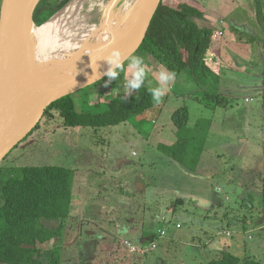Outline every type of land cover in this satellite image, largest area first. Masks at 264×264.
Masks as SVG:
<instances>
[{
  "label": "rangeland",
  "instance_id": "1",
  "mask_svg": "<svg viewBox=\"0 0 264 264\" xmlns=\"http://www.w3.org/2000/svg\"><path fill=\"white\" fill-rule=\"evenodd\" d=\"M101 1L104 4L103 11L109 9L114 4V6H116L114 10L117 11L122 4L132 0ZM179 1L180 0H165V3L176 6ZM190 1L194 4L198 2L204 7L206 13L209 15L208 18L210 17L209 19L213 18L215 20V23L211 25L217 26L222 35L224 33L221 29L223 24H226V28L231 29L232 36H241V45L246 44V35H253L255 37L260 36L264 39V33L260 32L261 29L256 16L257 0ZM71 2L72 0H70L67 5L57 13L62 11ZM261 3L264 8V2L261 1ZM238 5H243V7L238 8ZM222 8H226L228 12L232 10L235 13H239L242 18L246 20L244 22L236 23L239 31L230 28L228 24L230 23V20L232 21L233 17L226 11H222ZM103 11L100 13L99 11H95L91 14L92 19L89 21V24L99 25L103 16ZM113 18L115 17L113 16L112 19ZM223 18L229 23H226ZM192 19L202 27L208 26L211 22V20L206 19L205 16L201 19ZM246 46L251 51L257 50V43H249V45H245V47ZM40 56L45 57L47 55L41 53ZM148 61L149 71L147 73L145 84L147 87L152 88L157 86L156 76L158 75V72L156 68L160 65L152 58H149ZM154 69H156L155 74H153ZM44 72L46 73V69ZM54 76L56 75H53L52 78H54ZM186 77L187 79L190 78L188 75L184 78ZM107 79L108 78L106 77L104 81H107ZM153 80L155 83H153ZM182 80L184 81V79ZM190 89L193 91H187L184 93L182 84L176 83L175 89H168L170 91L169 97L164 98V100L157 106L145 111L141 115L132 117L126 123L116 126L102 127L96 130L84 127H64L62 126L58 114L55 113L53 116L49 115L42 119L40 126L16 146L6 156L7 158L5 157L0 162V165L5 167H19L24 165L62 166L72 170V178L74 181L75 174L80 173L83 168H90L93 163V161L91 162L93 154L101 155L103 152L108 153L110 150L112 157L116 156L117 158L121 157L129 160L131 168L125 176L135 177L136 166L134 165V162H137L138 159L134 155L139 153L143 154V146L145 142L150 143V145L153 143L150 139H147L150 131L153 129L163 130L164 127L169 129V125H172V120L170 119L171 115L182 107L188 108L191 116V124L195 122L201 114L205 115V113H207L210 118L215 119V126L213 125V127H211L213 131L209 134L210 141L207 143V150L202 157L201 166L204 167L202 172L206 174L207 172L219 173L222 171L223 174H218L213 178L211 177V179H213V191L206 193L203 199L196 197H183L184 203L175 206V198H161L158 203L154 204V207L150 209L152 214L147 220L145 226L147 236H154L158 239L157 249L149 252L147 257L144 256L145 258L143 257L144 259L142 262L149 264L155 261L156 258L161 257L166 260V264H184L188 261L193 262L192 264H195V261L196 264H201L202 256L197 252L200 250L196 251L193 246L204 242L205 230L209 235L215 236L218 241H222L226 238V235L218 237L216 231V226H221L224 229L231 228L236 231L235 241H233L232 238H226L227 240L235 242L236 247L230 250L234 255L240 258L252 256L261 264H264V233H254L253 240H248L247 236L244 234L238 237V232L242 231L243 218L246 216L250 217L251 215L249 213L250 210L246 206L248 203L243 207L239 206L242 202L241 188L243 187L241 186V183H236L238 180L234 179L235 183L231 184L228 178L229 172L234 171L239 173L240 169L245 167L246 163H251L249 157H258L261 154V149L262 154H264V105L261 100L262 98L254 96L251 100L248 99L249 102H246L245 97L249 94L239 91L236 93L237 97L231 99L233 104L232 107L228 109L219 107L212 111L192 96V92H195L196 89ZM188 94L191 97L187 98L185 96ZM116 95H126L124 88L119 87V90H113L112 88L104 86L101 88L87 87L72 94V97L75 99L77 112L97 114L107 110V103ZM166 95L167 94L165 93V96ZM220 128H235L238 135L236 133L234 134L235 138L238 136L237 139H239V145L223 148L221 144H217L216 130ZM154 140H156V138H154ZM145 146V151L147 150L148 154H152V147H149V144H146ZM153 154L155 157L157 155L160 157V161L156 165V167H158L157 172L159 173V176L165 178H167V176L177 177L179 180L181 179L183 185L189 181L184 175V173L187 172L186 168L175 162L170 164L171 160L166 162V159L168 158L161 150L157 153L154 150ZM132 165L134 168H132ZM172 165H177V168H174ZM112 168L113 165L110 166V170ZM80 176L83 180L87 177L84 176L83 172ZM89 179L92 180L91 178ZM107 179H109L111 186H118L110 176ZM218 187L221 188L220 191L217 190ZM116 190L119 191V194H113V200L117 204H121L122 199L120 200V197L122 194H120V187ZM212 200H214L215 203H213L212 209H210L211 211H205V207L209 204V201ZM258 202L260 206V201ZM173 209L176 210L175 214ZM234 218L238 219L236 224H233L231 221V219ZM178 226H180V228H178ZM160 230L164 231L163 238H159ZM191 235H194L195 239H190ZM85 236L86 233L82 232V239ZM52 242H56V239ZM115 244L119 245L118 243ZM72 245L73 244L68 245L67 248L64 249V252L61 250V252H63L62 254H64V260L61 264L79 263V260L75 256L76 251L74 252L72 250ZM125 247L130 250L127 245H125ZM87 250L89 252L88 248H86V252ZM99 250L101 251V248H99ZM107 250L108 252H106ZM120 250L121 249L119 248V251ZM42 251L43 252L40 255L41 261L44 264H49V259L52 254L51 244L49 243L48 248H44ZM104 253L106 255H99L97 257V263L95 264H110V262L112 264H126V260H121L120 258L114 260L111 258L113 257V250L112 252H109V248H105ZM137 264H139V262H137Z\"/></svg>",
  "mask_w": 264,
  "mask_h": 264
},
{
  "label": "trees",
  "instance_id": "2",
  "mask_svg": "<svg viewBox=\"0 0 264 264\" xmlns=\"http://www.w3.org/2000/svg\"><path fill=\"white\" fill-rule=\"evenodd\" d=\"M2 1L0 0V10ZM69 1L41 0L34 14V22L37 25L34 27L44 25ZM257 1V21L260 32L264 33V8L261 3L264 0ZM196 4L190 0H180L174 6L162 0L145 40L133 56H143L146 62L152 58L167 70L175 72L177 78L183 74L188 75L200 87L192 92L197 101L212 111L219 107L228 109L233 105L232 100L219 93V63L213 52L214 43L221 39L222 33L211 27H200L192 19H201L206 15L204 7L198 2ZM233 29L239 31L237 27ZM246 41L257 43L264 53L263 38L246 35ZM262 75L261 98L264 105V67ZM104 79L90 87L101 88L106 82ZM123 83L124 74H121L120 79L112 81L108 88L119 90ZM164 98L165 95L161 101ZM159 103L153 102L150 87L145 84L131 96L116 95L111 98L107 103V110L97 114L77 112L74 97L68 95L52 103L44 118L56 113L64 127L98 129L126 123ZM190 119L187 107L179 108L172 114V126L178 139L173 146H167L163 150L175 161L194 170L204 150L205 138L208 136L212 120H205L203 126L199 124L195 127L202 128V132H194ZM39 126L40 123L36 128ZM72 175L71 169L62 166L0 165L1 263L44 264L40 255L50 243L52 254L49 264H61V241L72 209ZM260 178L262 190L259 207L264 221V165ZM55 239L56 242H52ZM206 264L261 263L254 258H240L231 252H224L218 259Z\"/></svg>",
  "mask_w": 264,
  "mask_h": 264
},
{
  "label": "crops",
  "instance_id": "3",
  "mask_svg": "<svg viewBox=\"0 0 264 264\" xmlns=\"http://www.w3.org/2000/svg\"><path fill=\"white\" fill-rule=\"evenodd\" d=\"M237 7L241 8L243 5H238ZM222 11H226L233 17L230 23L223 18L226 23H229L228 25L230 28L237 27L236 23L238 22L246 21L239 13H235L232 10L228 12L226 8H222ZM208 16L209 15L206 13L205 18L211 20V22L205 27H211L217 32H221L217 26L211 25L215 23V20L213 18L209 19L210 17L208 18ZM223 27L221 30L224 34L221 39L214 43L213 47V52L219 63V65L217 64V72H219V93L229 99H235L233 97H237L236 93L242 91V93L249 94L245 97L246 102H249L248 99L251 100L254 96L261 98L263 90L262 71L264 67L263 49L257 45V50L251 51L247 46L245 47V45H249V42H246L245 45H241L240 42L242 41V37L232 36L231 29L226 28V24H223ZM156 69L157 72H159L166 68L160 65L157 66ZM156 69H154L153 74L156 73ZM184 75L185 74L181 75L182 77L180 76L179 78L175 77L174 81L169 84L168 89H175L176 83L182 84L184 93L193 91L190 88H195L196 91L200 89L195 81L191 78H188L189 80L187 77L184 78L186 76ZM182 79H184V81ZM153 83H155L154 80ZM169 92V90L166 92V97H169ZM185 96L187 98L191 97L189 94ZM170 119H172V115ZM208 119L209 121L212 120L210 122V128L213 127V125L215 126V119L210 118L207 113H205V115L201 114L195 122L192 124L190 123L191 127L194 128L193 131L202 132V128L198 129L195 127L199 124L203 126V122ZM169 127V129L164 127L163 130L153 129L150 131V134L148 133L147 139H150L153 143L150 145V143L145 142L143 154L139 153L134 155L138 159L137 162H134L136 166L135 177L125 176L131 168L129 160L121 157L117 158L116 156L112 157L110 150L108 153L103 152L101 155L93 154L91 157V162L93 161V163L90 168H83L80 173L75 174L72 188L71 214L65 224L66 231H64L61 241L63 252L68 245L73 244L71 246L72 250L74 252L76 251L75 256L79 261L83 260V262L95 264L97 263V257L99 255H104L105 248H109V252H112V250L114 252L113 257H111L114 260L120 258L121 260H126V264H137V262H139V264H146L142 262L143 259L148 256L149 252L157 249L158 244V239L156 237L147 236L145 226L152 214L150 209L154 207V204L158 203L161 198H175V206L182 205L184 203L183 197L203 199L206 193L213 191V179H211V177L213 178L218 174H223V172H207L204 174L202 172L204 167L201 166L203 154L207 150V143L210 141L209 134H211L213 129L209 128L208 136L205 138L204 150H202L197 166L193 170L185 167L183 164L165 154L163 149L167 146H173L178 139L173 126L169 125ZM93 129L96 130L97 128ZM216 131L217 144H221L223 148L239 145L238 136L235 138L234 134L236 133L235 128H220ZM154 138H156V140H154ZM146 144L152 147V154H148L147 150L145 151ZM154 150L156 153L161 150L168 158L166 162L171 160L170 164L175 162L186 168L187 172L184 173V175L189 181L183 185L181 179L179 180L177 177L167 176V178H165L159 176L157 172L158 167H156V165L160 161V157L159 155L156 157L154 156ZM249 159L251 163H246L245 167H242L239 173L234 171L229 172L228 178L231 184L235 183V180H238L236 183H241L243 187L241 188L242 202L239 206L243 207L248 203L246 206L250 210L249 213L251 215L250 217L246 216L243 218L242 231L238 232V237L244 234L247 236L248 240H253L254 233H264V221L262 220L261 209L258 202L261 199L262 184L260 175L264 165V154H262V149L258 157H249ZM111 165H113V168L110 170ZM172 166L177 168V165ZM132 168H134L133 165ZM82 172L84 176H87L85 180L80 176ZM109 176L118 186H111L109 179H107ZM118 187H120V194H122L120 197V200L122 199L121 204H117L112 197L113 194H119V191L116 190ZM217 190L220 191L221 188L218 187ZM213 203H215L214 200L209 201V204L205 207V211H211L210 209H212ZM173 211L175 214L176 210L173 209ZM231 221L233 224H236L238 219L234 218L231 219ZM178 228H180V226H178ZM216 231L218 237L226 235V238H232L233 241L236 240V231L231 228L224 229L221 226H216ZM82 232L86 233L83 239ZM228 232H231V236L227 235ZM204 234V242L198 245L194 243L195 245L193 246L196 251L200 250L197 252L202 256L201 264H206L213 259H218L222 253L231 252L230 250L236 247L235 242L231 240L224 238L222 241H218L215 236L209 235L206 230ZM190 237V239H195L194 235ZM153 243H156V248L154 249L152 248ZM126 244L140 249L145 248V252L132 253L125 247ZM86 248L89 249V252L88 250L86 252ZM99 248H101V251ZM119 248L121 249L120 251ZM106 252H108V250ZM247 257L254 258L252 256ZM62 258L64 260V254H62ZM166 263V260L160 257L149 264ZM192 263L193 262L188 261L184 264ZM194 263L196 264V261ZM110 264L112 263L110 262Z\"/></svg>",
  "mask_w": 264,
  "mask_h": 264
},
{
  "label": "bare ground",
  "instance_id": "4",
  "mask_svg": "<svg viewBox=\"0 0 264 264\" xmlns=\"http://www.w3.org/2000/svg\"><path fill=\"white\" fill-rule=\"evenodd\" d=\"M142 1H127L117 11L114 4L103 11L101 0H72L41 27L32 25L27 34L29 45L22 46L15 61L3 136L10 137L25 127L61 81L98 69L89 67L103 51L118 49L129 42L138 26ZM95 11H103L99 25L89 24ZM41 53L47 56L41 57ZM105 63L97 66L102 68ZM53 75L56 76L52 78Z\"/></svg>",
  "mask_w": 264,
  "mask_h": 264
},
{
  "label": "water",
  "instance_id": "5",
  "mask_svg": "<svg viewBox=\"0 0 264 264\" xmlns=\"http://www.w3.org/2000/svg\"><path fill=\"white\" fill-rule=\"evenodd\" d=\"M40 2L41 0L2 1L0 10V162L37 127L44 118L47 108L52 103L101 81L106 77L103 76V73L107 71L109 67L107 61L104 59L113 49L103 51L99 59L93 61L89 67L90 69L93 67L98 69L73 76L57 84L51 89L47 97L36 110L32 119L28 121L27 125L22 129L20 128V130L14 135L5 138L3 136V126L7 118V111L12 97L15 61L22 46L26 47L29 45V43H27V34L32 25L36 26L34 22V14ZM161 2L162 0L142 1L139 10L140 15L137 21L138 26L135 29L132 38L129 42L118 48L125 57L133 56L141 47ZM120 40L116 43L125 41L126 38ZM103 62L106 63L102 65V68L97 66ZM97 73L101 74V78L93 82L92 76ZM0 264L3 263L0 262Z\"/></svg>",
  "mask_w": 264,
  "mask_h": 264
},
{
  "label": "clouds",
  "instance_id": "6",
  "mask_svg": "<svg viewBox=\"0 0 264 264\" xmlns=\"http://www.w3.org/2000/svg\"><path fill=\"white\" fill-rule=\"evenodd\" d=\"M104 60L107 61L109 66L107 71L103 73V76L108 78L104 83V87H108L114 80H119L121 73L124 74L123 88L127 96H131L133 92H138L145 86L149 65L143 56L125 57L119 49H113ZM175 76V72L167 69H162L158 72L157 86L150 88L153 102L159 103L161 101L168 91L169 84L174 81ZM92 78L94 82L101 78V74L97 73Z\"/></svg>",
  "mask_w": 264,
  "mask_h": 264
},
{
  "label": "built area",
  "instance_id": "7",
  "mask_svg": "<svg viewBox=\"0 0 264 264\" xmlns=\"http://www.w3.org/2000/svg\"><path fill=\"white\" fill-rule=\"evenodd\" d=\"M164 235V231H161L160 232V237H162ZM227 235L228 236H231V232H228L227 233ZM127 245V244H126ZM128 247H129V251L130 252H134V253H137V252H139V253H144L145 251V248L144 249H140V248H136V247H132V246H130L129 244L127 245ZM152 248L154 249V248H156V243H153L152 244Z\"/></svg>",
  "mask_w": 264,
  "mask_h": 264
},
{
  "label": "flooded vegetation",
  "instance_id": "8",
  "mask_svg": "<svg viewBox=\"0 0 264 264\" xmlns=\"http://www.w3.org/2000/svg\"><path fill=\"white\" fill-rule=\"evenodd\" d=\"M62 250V249H61ZM84 259H85V257H83ZM63 261V258H62V260H61V262ZM79 263H81V264H89L88 262H83V260H81V261H79Z\"/></svg>",
  "mask_w": 264,
  "mask_h": 264
}]
</instances>
